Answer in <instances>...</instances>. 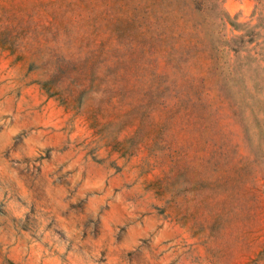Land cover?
<instances>
[{
	"label": "rangeland",
	"instance_id": "rangeland-1",
	"mask_svg": "<svg viewBox=\"0 0 264 264\" xmlns=\"http://www.w3.org/2000/svg\"><path fill=\"white\" fill-rule=\"evenodd\" d=\"M0 264H264V0H0Z\"/></svg>",
	"mask_w": 264,
	"mask_h": 264
}]
</instances>
